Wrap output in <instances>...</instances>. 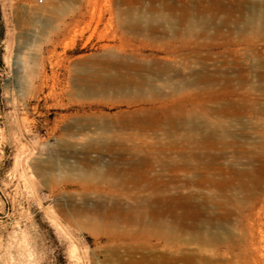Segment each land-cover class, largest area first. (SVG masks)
Here are the masks:
<instances>
[{"label":"rangeland","instance_id":"1","mask_svg":"<svg viewBox=\"0 0 264 264\" xmlns=\"http://www.w3.org/2000/svg\"><path fill=\"white\" fill-rule=\"evenodd\" d=\"M152 3L153 0H0V264H120L129 258L131 251L125 242L111 239L102 230L90 229L87 216L74 212L78 206L93 207L103 202L101 195L85 193L79 186L80 169H88L83 158L88 156L93 160L102 156V161L93 165L104 168L105 160L111 156L88 146L89 141L98 140L93 125L86 130L88 137L76 134L73 138L67 128L76 126L73 127L76 130L78 125L88 123L89 120L81 116L83 106L85 110L91 107L107 113L126 108L125 105L99 104L97 100L79 95L73 76L78 63L114 51L104 44H117L120 36L128 51L134 47L135 42H129L126 35L121 34L116 6H150ZM66 5L82 8L85 16L79 26L61 36L56 30L64 24L55 20L50 8ZM257 7L259 13L264 12V6ZM112 13L115 17L110 19ZM243 29L242 23L231 24L229 28L222 25L217 35H213L217 29L210 24L205 28L209 35L198 39L191 36L190 43H193L184 48V79L193 80L197 72L207 71L217 76L240 72L250 80V84L238 88V92H247L250 99L246 104L252 105L255 111L236 118H223L231 143L227 147L218 143L213 153L220 155L221 163L217 160L216 165L254 169L264 163V112L260 110L264 108V87H259L262 82L259 74L264 72L261 61L264 38ZM197 41L218 43V46L196 49ZM145 53H151L150 48ZM187 89L197 90L196 87ZM172 91V87L165 89L166 93ZM224 102L208 101L207 105L217 108ZM200 103L199 98H192L184 105L191 108ZM195 115L193 122H187L174 136L165 137L158 131L147 139L169 142L194 129L197 138L192 142L184 141V150L205 151L198 140L212 129L218 116L211 114L208 120H202L198 113ZM68 142L71 146L66 145ZM169 156H175L177 163L184 161L190 167L198 165L203 169L206 166L204 160H194L188 155L182 158L171 153ZM64 162H70L75 170L66 171ZM192 170L164 171L156 163L153 173L180 178L172 191L184 192L185 181L199 179ZM67 173H71V178L66 180ZM235 184L223 192L195 186L185 189L199 193L198 196L215 193L214 198H225L227 207L235 209L234 215L226 220L222 218L219 225L194 230L201 239L188 241V234H184L181 249L190 255L184 259V264H264V182L255 187L251 198ZM127 201L125 203L130 204ZM212 230L214 232H209ZM216 233L217 239L214 238ZM231 242L235 244L232 249ZM177 247L179 244H173L170 249ZM148 251V248L140 249L136 255Z\"/></svg>","mask_w":264,"mask_h":264},{"label":"bare ground","instance_id":"2","mask_svg":"<svg viewBox=\"0 0 264 264\" xmlns=\"http://www.w3.org/2000/svg\"><path fill=\"white\" fill-rule=\"evenodd\" d=\"M257 6H264V0H153L150 6H116L115 14L121 34L126 35L124 37L129 42H135L134 47L128 51L122 41L123 36H120L117 38L119 43L104 44L105 48L114 51L92 56L88 61L77 64L73 80L79 95L97 100L99 104L126 106L114 113L91 107L85 110L83 106L81 116L89 120L88 123L78 125L76 130L73 128L76 126L67 128L73 137L86 134V130L93 125L98 140L89 141L88 146L97 147L111 156L105 160L104 168L93 165L100 163L102 156L93 160L88 156L83 158L88 169H80L79 186L85 193L101 195L103 202L93 207L78 206L74 212L87 216V227L90 229L102 230L111 239L126 243L131 253L120 264H184V259L190 256L181 249L185 233L188 234V241L201 239L197 234L199 230L210 228L212 224L219 225L222 218L226 220L234 215L235 208H228L225 198H214L215 193L213 196H198L199 193L185 191L189 186L223 192L236 182L234 186L244 190L245 194L247 192L248 198H251L256 192L255 187L264 182V163L254 169H237L233 165L224 167L219 163L216 165L220 155L213 153L218 143L223 147L231 143L227 139L229 131L223 118H236L247 111H255L252 105L246 104V100L250 99L247 92H238V88L250 84V80L240 72L217 76L207 71L197 72L193 80L184 79V48L193 43H190L191 36L198 39L209 35L205 28L210 24L217 29L213 35H217L222 25L229 28L231 24L237 26L242 23L243 30L248 29L264 38V12L259 13ZM50 9L55 20L64 24L63 28L56 30V34L61 36L79 26L85 16L82 8L74 6H52ZM114 17L112 13L110 19ZM194 44L196 49L218 46V43L199 41ZM148 48L151 53H145ZM261 61L264 64V56H261ZM259 78L262 79L259 87H264V72L259 74ZM168 87H172L173 91L166 93ZM188 87H196L197 90H188ZM192 98H199L202 103L187 108L184 103ZM208 101H225V104L210 108ZM260 110L264 112V108ZM195 113L202 120H208L211 114L218 116L212 129L198 140V145L205 151L184 150V141L192 142L197 138L194 129L177 135L172 141L167 140L169 142L147 139L158 131L165 137L174 136L178 130L184 129L187 122H193ZM66 145L71 146L70 142ZM132 153L142 155L136 157ZM171 153L182 158L188 155L194 160H204L206 166L202 169L198 165L190 167L184 161L177 163L175 156H169ZM156 163L164 171L177 172L191 168L199 179L184 182L182 178L184 192L172 191L181 179L153 173ZM63 165L69 172L76 168L70 162ZM70 178L71 173H67L66 180ZM126 201L130 204H126ZM214 238H218L217 233ZM173 244H179V247L171 250ZM229 246L232 249L235 244L231 242ZM144 248L149 249L148 253L136 255Z\"/></svg>","mask_w":264,"mask_h":264},{"label":"trees","instance_id":"3","mask_svg":"<svg viewBox=\"0 0 264 264\" xmlns=\"http://www.w3.org/2000/svg\"><path fill=\"white\" fill-rule=\"evenodd\" d=\"M0 19H1V11H0Z\"/></svg>","mask_w":264,"mask_h":264}]
</instances>
